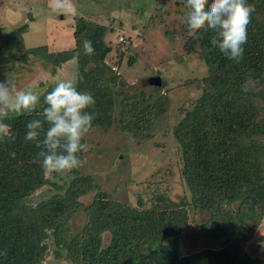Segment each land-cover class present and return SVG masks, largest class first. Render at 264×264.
Listing matches in <instances>:
<instances>
[{
	"label": "trees",
	"instance_id": "1",
	"mask_svg": "<svg viewBox=\"0 0 264 264\" xmlns=\"http://www.w3.org/2000/svg\"><path fill=\"white\" fill-rule=\"evenodd\" d=\"M168 1L158 0V10L166 12ZM174 3L176 10L188 9L186 0ZM248 3L255 11L239 64L212 46L210 30L201 29L192 38L184 26L185 52L206 63L208 73L183 83L197 87L200 94L179 108L182 118L174 125L164 123L171 98L162 92L166 81L160 72L162 86H152L150 93L128 90L131 84L121 72L123 63L133 66L140 56L129 39L126 53L112 62L114 46L108 36L113 26L75 15V42L65 50L28 47L24 38L28 23L15 29L19 36L13 30L4 35L0 55L19 65L31 64L36 57L57 69L76 60L75 85L96 101L89 109L95 116L90 132L113 129L145 140L170 130L179 179H172L169 188L176 184L181 195L176 200L154 193L150 207L141 201L135 205L100 189L95 177L80 168L72 170L69 181L52 182L37 156L41 149L24 139L27 122L40 118L43 98L53 88L49 86L31 115L0 113V122L7 123L15 136L0 141V264H47L50 255L66 264H264V256L256 254L261 246L255 252L247 250L264 224V0ZM84 39L92 42L93 55L83 54ZM249 75L257 84L245 93L242 84ZM173 173L169 170V176ZM46 184H54L56 191L33 203L31 197ZM89 193L91 203L81 199ZM80 212L88 219L75 230L72 220ZM199 214L207 218L200 224L201 234L216 241L217 247L187 254L180 236Z\"/></svg>",
	"mask_w": 264,
	"mask_h": 264
},
{
	"label": "rangeland",
	"instance_id": "2",
	"mask_svg": "<svg viewBox=\"0 0 264 264\" xmlns=\"http://www.w3.org/2000/svg\"><path fill=\"white\" fill-rule=\"evenodd\" d=\"M157 1L65 0L64 9L54 10L50 7L53 0H0V44L4 35L12 30L19 36L20 32L15 29L24 23L29 25L24 35L28 47L49 45L56 50L69 49L74 45L75 15L113 26L114 32L108 36L114 46L112 62L118 59L119 54L126 53L124 46L130 42L129 39L133 42V51L140 56L133 66L125 61L123 63L121 72L131 84L128 90L131 93L143 90L150 93L154 85L149 80L158 77L157 73L160 72L166 81L162 92L171 98L164 123L174 125L182 118L179 108L184 107L188 99L200 94L197 87L183 83L186 79L207 75L208 66L184 50L183 28L186 26L188 9L179 7L176 10L174 0H169L164 5L168 12H161ZM68 6L74 7L76 14H72ZM158 13H165L166 17L162 19ZM167 29L172 31L169 35L164 34ZM78 72L75 59L56 69L41 58L32 57L31 64L19 65L7 55H0V82L9 77L16 83L18 90L31 88L39 95L61 80H71L76 84ZM162 125L159 129L163 130ZM170 136L171 131L168 129L158 133L156 138L145 140L113 129L94 130L87 136L89 150L84 153L80 170L94 176L103 191L135 205L141 201L145 207H150L154 193H160L168 199L179 198L181 190L176 184L174 189L169 188L172 179H179V172L175 171L174 166L177 162L175 147L170 143ZM169 170L174 172L173 175L169 176ZM47 177L56 184H63L73 177V173L47 172ZM55 191L54 184H46L35 192L31 201L36 203ZM81 199L91 203L92 194ZM87 219L85 213L75 215L72 220L75 230ZM206 219L205 215L195 216L187 230L181 234V249L185 253L217 247L216 241L200 232V224ZM104 238L109 241L110 235L105 233ZM259 246L261 248L256 254L264 256V224L255 232L247 250L249 253L255 252ZM47 264H66V261L50 255Z\"/></svg>",
	"mask_w": 264,
	"mask_h": 264
},
{
	"label": "clouds",
	"instance_id": "3",
	"mask_svg": "<svg viewBox=\"0 0 264 264\" xmlns=\"http://www.w3.org/2000/svg\"><path fill=\"white\" fill-rule=\"evenodd\" d=\"M188 8L186 27L188 35L197 38L201 29L213 33L211 44L234 63H241L247 43L248 25L251 23L254 5L248 0H186ZM50 7L64 9L65 0H53ZM72 14L76 9L68 6ZM84 55H93L95 49L90 40L82 41ZM257 82L251 75L242 84L245 93L254 91ZM40 118L26 124L25 141L41 149L37 156L45 172L63 174L82 166L81 153L89 150L85 142L93 127L95 98L90 92L79 91L71 80H61L44 98ZM40 103L38 92L31 88L18 90L16 83L8 77L0 82V113H15L17 116L31 115ZM47 125V127H45ZM14 140L7 123L0 122V141ZM15 158V153H10Z\"/></svg>",
	"mask_w": 264,
	"mask_h": 264
},
{
	"label": "water",
	"instance_id": "4",
	"mask_svg": "<svg viewBox=\"0 0 264 264\" xmlns=\"http://www.w3.org/2000/svg\"><path fill=\"white\" fill-rule=\"evenodd\" d=\"M149 82L150 84L155 85V86H162V80L160 76L150 79Z\"/></svg>",
	"mask_w": 264,
	"mask_h": 264
}]
</instances>
